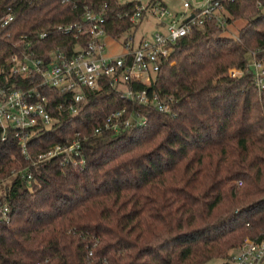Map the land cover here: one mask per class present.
Masks as SVG:
<instances>
[{"label":"trees","instance_id":"16d2710c","mask_svg":"<svg viewBox=\"0 0 264 264\" xmlns=\"http://www.w3.org/2000/svg\"><path fill=\"white\" fill-rule=\"evenodd\" d=\"M137 4L0 0V19L15 15L0 27V70L20 35L38 47L64 44L56 27L79 22L87 9L105 11L107 34L118 38L139 26L122 17ZM225 8L227 25L245 21L236 37L205 20L160 61L149 91L167 111L122 100L105 82L86 92L76 114H55L58 123L27 143L30 159L11 130L2 140L0 127V264H228L244 237L264 232V88L244 71L248 53L264 45V0ZM42 32L45 41L37 39ZM231 69L244 72L230 78ZM43 93L52 105L66 99ZM121 109L145 124L106 129ZM77 135L83 167L59 158L31 165Z\"/></svg>","mask_w":264,"mask_h":264},{"label":"built area","instance_id":"2783aa9c","mask_svg":"<svg viewBox=\"0 0 264 264\" xmlns=\"http://www.w3.org/2000/svg\"><path fill=\"white\" fill-rule=\"evenodd\" d=\"M135 1L138 3L135 11L126 12L122 17L128 18L131 24L139 25L149 9L156 10V16L152 12L156 18V31L138 36V26L121 34L118 38L123 37L122 52L117 55H107L105 52L104 40L108 38L115 42L118 39L107 34L105 11L86 9L82 11L79 22L57 26L56 32L67 41L53 48L48 49L43 44V47H38L26 34L19 36L13 44L14 53L0 70L2 140L6 139V132L11 130L22 155L30 159L27 143L42 130H48L58 123L55 114H76L86 92L101 89L105 82L122 100L153 105L160 112L168 110L165 102L149 91L151 80L159 71L160 61L171 55L175 42L187 35L193 25L213 20L217 26H227L225 4L234 0H202L200 5L196 4V0H181L183 11L180 15L168 11L166 5L157 1L151 0L148 4H143L142 0ZM261 6L259 2L258 8ZM14 18V12L8 11L0 19V27L8 26ZM48 35L46 32L39 33L37 39L45 41ZM244 71L251 74L258 90L264 88V45L248 53ZM244 71L231 69L228 75L236 78ZM140 84L144 85L143 89L138 88ZM44 90L64 94L66 99L63 103L52 105ZM145 122L137 113L126 116V110L121 109L106 118L105 127L118 132L120 126H140ZM99 132V129L95 130V133ZM53 158H59L62 166L73 169L83 167L85 160L79 136L67 145H54L31 158V165L36 166ZM27 178L30 179V174ZM227 263L264 264V232L255 238L244 237L241 244L230 253Z\"/></svg>","mask_w":264,"mask_h":264},{"label":"rangeland","instance_id":"374dc122","mask_svg":"<svg viewBox=\"0 0 264 264\" xmlns=\"http://www.w3.org/2000/svg\"><path fill=\"white\" fill-rule=\"evenodd\" d=\"M164 4L166 5V8L168 11L177 13L180 15L182 13V8H181V0H162ZM185 1V0H184ZM191 1V0H189ZM151 2V0H142L143 4H148ZM196 4H202V0H196ZM154 11L155 16L157 15V11L153 9H149L148 13L145 15L143 20L140 22L138 30H137V35L138 36H143L148 33H152L156 31V18L153 17L152 12ZM166 20H169L166 18ZM245 25L244 20H235L233 21L232 24H228L227 27L225 28V31L223 32L224 35L236 37L238 34L239 30ZM123 40V37L121 36L117 40L112 41V39H105V52L107 55H117L122 52L121 49V41ZM1 193V191H0ZM206 264H226L224 260H219V259H214L209 261Z\"/></svg>","mask_w":264,"mask_h":264}]
</instances>
